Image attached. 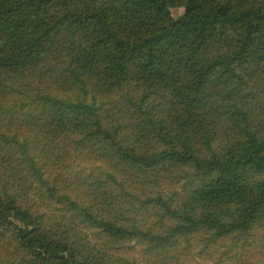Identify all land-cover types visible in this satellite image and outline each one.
I'll return each instance as SVG.
<instances>
[{"label": "trees", "instance_id": "trees-1", "mask_svg": "<svg viewBox=\"0 0 264 264\" xmlns=\"http://www.w3.org/2000/svg\"><path fill=\"white\" fill-rule=\"evenodd\" d=\"M263 222L264 0H0V264Z\"/></svg>", "mask_w": 264, "mask_h": 264}, {"label": "rangeland", "instance_id": "rangeland-1", "mask_svg": "<svg viewBox=\"0 0 264 264\" xmlns=\"http://www.w3.org/2000/svg\"><path fill=\"white\" fill-rule=\"evenodd\" d=\"M182 11L178 7L171 9L175 18ZM144 249V245H136L123 250L122 257L139 264H264V222L248 239H184L176 247L156 255L153 252L152 256Z\"/></svg>", "mask_w": 264, "mask_h": 264}]
</instances>
